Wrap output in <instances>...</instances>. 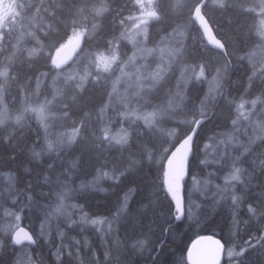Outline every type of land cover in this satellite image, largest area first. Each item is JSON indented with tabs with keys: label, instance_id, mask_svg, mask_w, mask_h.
I'll list each match as a JSON object with an SVG mask.
<instances>
[{
	"label": "trees",
	"instance_id": "trees-1",
	"mask_svg": "<svg viewBox=\"0 0 264 264\" xmlns=\"http://www.w3.org/2000/svg\"><path fill=\"white\" fill-rule=\"evenodd\" d=\"M62 1L40 0V5H38V17H44V21L38 23L36 27L39 29L36 30V33L39 36H42L43 44L38 48L39 52L35 57L28 56L26 53L27 47L35 42L31 41L28 37H25L22 40H17L19 49L14 52V43L16 41L15 35L19 30V26L16 22L11 24V22L8 21V27L3 29L4 34L0 41V58H3L9 53L13 54V58L7 64L6 73L0 75V100L1 98L4 99L5 102H7V105H10L9 107L12 111L21 107L23 88L27 86V83H30L33 78L45 68L47 70L53 68L49 62L51 53H53L60 44L65 42L74 27L88 29L97 21V10H100L99 5L102 2L103 7L102 14L99 17L100 25L98 31L95 32L92 37L84 38V47L106 48L112 43L113 46H118L120 50L128 49L125 36L126 32H128L127 29L131 24L129 21V13H133L134 11L132 0H95L96 2L94 0ZM160 1L163 2L165 0ZM38 2L39 0H23V6H25L26 3L35 6ZM236 5L239 4H232L230 7L224 9L225 11L218 14L219 21H222L223 23L225 22L223 28L219 26L218 22L216 23V25L219 26V29H217L219 31L216 32L219 37H222L226 45V56H229L232 50L228 51V48L238 49V47L242 46L241 44L246 43V41H243L245 40V32L250 30V25L247 24L245 17L243 16L247 14L250 17L251 12L243 9L240 5L242 12L238 11L240 8L235 7ZM161 8L159 9L161 16L160 25L155 24L156 21L152 23V34L159 26L162 31H166L169 26H172L174 16L165 9V6H162ZM18 17L19 21L32 18L31 12L25 13L23 11H21ZM228 21L229 23H227ZM41 27L42 29H46V31L44 32V30H41ZM194 30L196 39L192 36L188 37V43H186L183 51L184 60L179 61L180 64L186 60L187 62H199L203 49H207L208 52H213L214 56L218 55L223 58V55L217 50L212 49L210 46L202 45L199 28L196 25L194 26ZM118 33L119 35H117ZM104 35L107 37H103ZM113 36L119 38L116 37L115 39ZM192 42L194 45H192ZM200 50L201 53L199 52ZM191 51H195L198 54L194 59L189 57ZM1 62L2 60L0 61V64ZM174 68L175 64L173 65V71ZM231 68L232 71L229 73L230 76L231 72L235 71V67L231 66ZM238 68L240 69V67ZM243 73L244 71L241 70L238 77L233 79V81L236 80L238 85L245 87L248 85L249 81L244 78ZM93 76L94 75L90 77V80L81 90H76L77 92L75 91L73 97L67 99L66 110L68 113L63 119V126L67 125L68 127H75L77 125L80 134L73 143L62 148L59 152L44 154L41 157H38L37 154H35L36 149L40 148L39 145L40 142H42V133L39 124L32 119H26L22 124L16 125L14 127L15 129L11 131L7 129L10 128V126H0V170L9 172L14 179V185L8 193L0 192V209L4 206L17 208V204L26 200L30 201L23 206L22 213L24 219L22 220V224L28 226L34 230L33 232L37 233L35 229L44 219L47 206L53 204L57 197V193L65 189L67 199L79 205L84 212H87L88 216L94 217L100 215L113 218V227L110 229L112 231L108 233L109 237L107 236L110 241L108 258L109 256L111 257V255L120 256L121 254L123 257L136 256L132 259L130 264H187L185 251L188 242H191L200 234L211 233L221 237L225 244L227 236L234 235L235 245L242 249L243 254L235 258V260H230L229 264H264V231L262 230L264 229V168H262V165H247L249 167H246L244 172L240 174L241 181L238 182L236 190L237 193L240 192L241 194L239 193V199L235 202L224 200L211 206L201 205L203 210L198 215L197 221L190 222L185 216L183 220L177 223L174 222L173 212L175 209L171 201L168 199L163 182L165 161L161 158V147L165 144L163 141L166 140V136L156 132L152 128H147L144 125H140L139 127L133 125L134 128L131 130V135L125 143L117 144L116 142L107 140L102 132L104 127L103 124H105V122L101 121L99 115V108L107 98V89L104 83H96L93 80ZM173 79L174 73L169 74L165 78V82L161 83L160 90L163 91L168 88L169 85L172 86ZM197 84L196 81L192 82L186 90V98L188 99L185 105L186 108L190 110V119L197 114L195 108L190 109V105L193 104L195 107V103L198 102L205 90L202 85L203 83H201L200 86ZM255 86L256 84L253 83L252 88H255ZM240 89L241 88H239L238 91ZM74 100L76 101L75 103ZM217 101L219 102L214 110L213 117L211 116L210 119L201 124L202 127L200 126L194 138L193 152L190 157L187 174L184 178L185 191L187 189V180L189 176H192L194 173L195 175H200L202 173L204 175L205 171H207L206 165L198 166L200 155H197V152L199 151L197 144L201 143V140L206 133H210L213 130L220 128L221 125H229L231 122L232 109L231 106L224 101L223 94L222 96H219L216 102ZM213 105L214 104H212V106ZM77 113L80 114L78 115ZM185 113V108L178 110L176 112V118H179L181 114L184 115ZM109 119H112L111 114ZM168 122L170 123V120ZM175 127L180 135H178L179 139L184 133L186 134L191 129V125H186L180 122L175 123ZM37 137L40 140H38ZM92 137L94 138L93 140ZM178 138L170 145L171 150L178 141ZM137 146L139 149H137ZM194 165H197L196 169L193 168ZM225 172V170H222L221 174L212 176L211 178L216 182H221V175ZM99 173L103 175L105 174L100 182L94 178ZM129 189H133V193L129 200H126V203L124 204L123 193ZM21 190L23 192H21ZM1 196L4 199H2ZM93 202L95 203L94 205ZM43 203H46L47 206H44ZM86 205H89L91 208ZM67 214H70V216L62 219L64 226L79 233L78 228L76 229L75 227L77 224L76 221L72 226L68 225L69 221H74V215L71 212ZM228 214L229 216H227ZM27 216H29V219ZM196 222L200 223L198 229L193 226ZM251 225L253 227H251ZM134 227H136V229ZM233 228L235 229L234 233L232 232ZM63 230L66 236H68L69 232L66 229ZM132 231L134 233H132ZM113 233H115V235ZM166 233L169 235L166 241L164 240L165 242L160 246L161 250L159 249V254L156 256L158 259H150L148 262L147 259H143V257H140L141 255L139 256V254L136 253V238H138L137 242H139L140 239H145L147 236H149V240L154 238L155 240L152 242H155L153 249H156L159 240ZM110 234L113 237H111ZM135 234L137 235L135 236ZM122 235H124L125 238ZM5 237L6 239L2 245L4 246L3 250L0 251V264H2V262L3 264H7V262L8 264H13L14 253L22 250L31 251L35 257L40 256L41 258L39 257V260L42 258L48 259V262L46 260H41L40 262L42 264H89L90 257H88V255H83L78 259L74 257L75 248L73 247H69L68 251L70 253H63V258L60 261H57L53 258V241L52 243L51 241H48V244L47 241L45 242L39 239L38 244L34 247L30 248V246L27 245L17 247L12 244L8 236ZM95 238L97 245L100 247L99 237L96 236ZM125 239H128L130 242ZM66 240H68V238ZM120 240L121 242H119ZM122 240L125 242L123 243ZM127 243L128 245L130 244V246H128ZM45 244H48V248ZM125 247L128 248L126 249ZM45 249L48 251L47 253ZM127 250H129V252H127ZM59 254H62L61 250ZM46 255H49L51 258ZM101 256L103 257V255H99L100 259H102ZM105 262H107L105 264H118L116 262H108L107 259ZM224 264H227L226 260Z\"/></svg>",
	"mask_w": 264,
	"mask_h": 264
},
{
	"label": "rangeland",
	"instance_id": "rangeland-1",
	"mask_svg": "<svg viewBox=\"0 0 264 264\" xmlns=\"http://www.w3.org/2000/svg\"><path fill=\"white\" fill-rule=\"evenodd\" d=\"M132 1L134 11L133 13H129V21L131 24L127 29L128 32H126L125 36L128 49L120 50L118 46H113L111 43L110 46L106 48H92L93 52L91 48L83 46L84 48L81 49L70 65L64 68L56 67L54 55L61 45L74 38L84 39L86 37H92V34L98 31L100 25L99 17L102 14L103 7L102 2L99 5L100 10H97V21L88 29L74 27L65 42L60 44L54 52L51 53L49 62L53 68L50 70L45 68L35 78H33L30 83H27L25 88H23L24 100H22L21 109L19 108L14 111L10 110V105H7V102L1 98L0 126H10V128L7 129L11 131L15 129L14 127L16 125L22 124L26 119L33 118L32 120L39 124L42 133V145H39L40 148L36 149L35 154H37L38 157H41L44 154L59 152L62 148H65L73 143L79 135L77 125L75 127L63 126V119L68 113L66 110L67 99H70L75 94L76 90H81L90 80V77L94 75L93 80L98 84L104 83L107 89V98L99 108L100 119L102 118L101 121L106 124L102 130L105 137L107 136L106 139L116 142L117 144H122L128 140L129 134L131 135V130L134 126L139 127L140 125H144L147 128H152L156 132L166 136V140L163 141L165 144L161 147V158H163L166 162L171 150L168 144L171 145L175 142L179 135L178 131H176L177 128H174V124L180 122L192 126L194 120L198 116L204 115V113L207 114L213 108L214 105L212 106V104H215L214 102H216L219 98V93L222 92L224 101H226L232 109L231 122L226 126L221 125L220 128L213 130V133H206L204 138H202L201 143L197 144L199 147L197 155H200L198 166L206 165L207 171H205L204 175L203 173L200 175H194V173L192 176H189L187 180V189L184 191L186 208L185 216L190 222L197 221L198 215L203 210L201 205L211 206V204L215 205V203L224 200L235 202L239 199V194L236 192L235 184H238V181H241L240 174L244 171L247 165L254 166L255 164H260L264 167V0H206L203 11L209 22H212L213 24L214 22L215 24L217 23L216 19L214 20L216 11L222 12L232 4H239L243 9L251 12V16L249 18L246 16L244 17L245 20L252 23V32L249 30L245 32V46L238 47V49L228 48V51L232 49L229 56L227 55L223 58L218 55L214 56L213 52H208L207 49H203L199 62H187L186 60L181 64L179 61L184 60L183 51L186 43H188V37L192 36L196 39V34H194V26L196 23L193 19V7L196 5L198 0H165L163 1L164 4L160 0ZM248 4L250 6H247ZM23 5V0H0V41L4 34L3 29L8 27L7 22L10 21L11 24L16 22L19 26V30L15 35L16 41L14 43V52L19 49L17 40H22L23 38L28 37L31 41L35 42L27 47L26 53L28 56L35 57L39 52L38 48H40L43 44L42 36H39L36 33V30L39 29L36 26L38 23H42L44 21V17H38V5H40V0L35 6H31L30 3H26L25 6ZM161 5H164L165 9L174 16V20L172 22V26H169L166 31H162L159 26L152 34V23L156 21L155 24L160 25L161 22V16L159 13ZM239 5H236L235 7H239L241 10ZM21 11L25 13L31 12L32 18L19 21L18 16ZM41 30H44V32L46 31V29H42V27ZM192 45H194L193 42ZM199 52L201 53V50ZM190 53L189 57L192 59L198 55L195 51H191ZM12 58V53L0 58V61L2 60L0 64V75H4L6 73L7 64L12 60ZM174 64L175 68L173 71ZM231 66L235 67V71L231 72L230 76L229 73L232 70ZM211 67L213 68L211 69ZM236 67H240V69H236ZM239 70L244 71L243 74L246 80L255 81V89L252 88L253 82H248V85L243 87L242 85H238L236 80L233 81V79L238 77L240 74ZM171 73H174L172 86L169 85V87L165 90H160L161 83L165 82V78ZM251 78H253V80ZM193 81H196L199 85L203 83L205 90L198 102L195 103V107L193 104L190 105V109L195 108L197 113L195 117L190 119V110L186 108L185 101L187 102L186 90ZM258 84L259 86H257ZM218 85L220 87H218ZM29 87L32 89L30 90ZM44 87L46 91H44ZM239 88L241 89L238 91ZM43 94L45 97L42 96ZM184 108L186 113L184 115L181 114L179 118H176V112ZM110 114L112 115L111 120L109 119ZM169 120L172 124L168 122ZM242 163H244V166ZM195 167H197V165L193 166V168ZM222 170H225L226 172L221 175V182H216L214 179L210 178L221 174ZM101 173L94 177L98 182H100L103 176H105V174L103 175ZM207 175H210L209 178ZM11 177L12 175L9 172L0 170V192L8 193L10 191L11 187L14 185V179L13 177L11 179ZM132 193L133 189H129L123 193L124 204L126 203V200H129ZM195 199H198L197 202ZM29 202L30 201L26 200L24 201L25 204L22 202L17 204L16 207H21L22 205L25 206ZM43 205L47 206L46 203H43ZM75 205L77 204L67 199L65 189L58 192L55 202L47 206L44 219L39 225L41 228L39 226L36 228L38 233H36V235L38 239L47 242L54 240L53 242L55 245L53 246V258L57 260L58 256L62 259L64 255L63 252H69L68 250L70 246L76 248L74 250V257L76 259L82 257L83 254L88 255V257H90L89 264H105L107 263L105 262L106 259L110 262H116L118 264H122L124 262V264H130L132 259L135 258L134 256H124V258L119 255H111V257L109 256L108 258V250L106 249L109 247V241L107 236L112 227L113 218L104 216H100L101 218L98 216L90 217L83 210H81L82 208H80L79 205ZM23 206L22 208H6V206H4V210H0V222L2 221L0 223V245L4 244V240L6 239L5 236L7 235L11 241V234L13 231L22 225L24 215L21 211L24 208ZM12 210H15V213H13ZM69 211L74 215L75 219L74 221H69L68 225L72 226L76 221L77 224L75 227L76 229L78 228L79 233L74 232L72 229H68L64 226L63 221H61L62 219L67 218V216H70V214H67L70 213ZM173 214H175V212H173ZM92 221L98 222L92 223ZM199 225V222L193 224L196 229H198ZM62 229H66L69 232V235L65 237L64 230ZM234 230L235 229L233 228V233ZM92 233L96 236L98 234L100 235H98L100 242H102L100 243V247L97 245L96 239L94 238L95 236H93ZM148 237L149 236L145 239H140L139 242L135 241V243H137L136 253L140 254V257L147 260L149 255L152 254L151 252L155 243H152L155 240L154 238L149 240ZM67 238L68 240H66ZM234 238V235L227 236L225 251L227 264L230 263V259L232 260L235 256H240L242 252L241 248L236 247ZM58 240L60 241L57 242ZM142 244L144 245L142 246ZM87 245L91 249H88ZM100 248L103 249V251H101ZM60 250L62 251V254L58 253ZM127 252H129V250H127ZM100 254L104 257V259H102L103 261L98 259ZM17 255H19L21 264H42L40 262L41 260H48H39V257H35L31 251L27 250L16 251L14 253V258H16Z\"/></svg>",
	"mask_w": 264,
	"mask_h": 264
},
{
	"label": "water",
	"instance_id": "water-1",
	"mask_svg": "<svg viewBox=\"0 0 264 264\" xmlns=\"http://www.w3.org/2000/svg\"><path fill=\"white\" fill-rule=\"evenodd\" d=\"M205 3L206 0H200L195 5L194 19L205 41L211 47L226 52L222 40L215 35V32L203 13L202 8ZM83 44V38H74L61 45L54 55L56 66L62 68L68 65L83 47ZM218 102H216L214 108L207 114L196 118L190 131L175 144L165 163L164 186L167 196L176 210L174 222L180 221L185 213L183 178L188 170L193 140L201 124L213 115ZM11 239L16 245L36 243L32 230L25 225L17 227L11 235ZM224 253L225 244L221 237L214 234H202L192 240L188 245L186 249V260L188 264H223L225 260Z\"/></svg>",
	"mask_w": 264,
	"mask_h": 264
},
{
	"label": "bare ground",
	"instance_id": "bare-ground-1",
	"mask_svg": "<svg viewBox=\"0 0 264 264\" xmlns=\"http://www.w3.org/2000/svg\"><path fill=\"white\" fill-rule=\"evenodd\" d=\"M62 1V0H61ZM95 1V0H94ZM174 1V0H173ZM222 1V0H221ZM228 1V0H227ZM244 1V0H243ZM60 2V1H59ZM63 2V1H62ZM96 2V1H95ZM168 2V1H167ZM253 2V1H252ZM97 3H99V2H97ZM101 3V2H100ZM163 3V2H162ZM223 3V2H222ZM57 4H58V2H57ZM164 4V3H163ZM187 4V3H186ZM227 4V3H226ZM251 4V3H250ZM91 5V4H90ZM105 5V4H104ZM166 5V4H165ZM244 5V4H243ZM164 6V5H163ZM178 6V5H177ZM224 6V5H223ZM222 6V7H223ZM247 6H250L249 4L247 5ZM252 6H253V4H252ZM161 7H162V5H161ZM167 7V6H166ZM176 7V6H175ZM182 7V6H181ZM187 7V6H186ZM190 7V6H189ZM188 7V8H189ZM210 7V6H209ZM226 7V6H225ZM168 8H169V6H168ZM183 8V7H182ZM205 8H206V6H205ZM220 8V7H219ZM234 8V7H233ZM254 8V7H253ZM162 9V8H161ZM164 9V8H163ZM179 9V8H178ZM190 9V8H189ZM207 9V8H206ZM223 9V8H222ZM236 9V8H235ZM238 9V8H237ZM257 9V8H256ZM185 10V9H184ZM211 10V9H210ZM221 10V9H220ZM234 10V9H233ZM182 11V10H181ZM214 11V10H213ZM231 11V10H230ZM241 11V10H240ZM124 12V11H123ZM184 12V11H183ZM220 12L221 11H216L215 12V15H214V20L216 19L217 20V22H218V24H219V26L220 27H222L223 28V26H225L224 25V23L222 22V21H219V17H218V14H220ZM223 12V11H222ZM242 12V11H241ZM245 12V11H244ZM228 13V12H227ZM231 13V12H230ZM235 13H236V11H235ZM247 13V12H246ZM181 14V13H180ZM243 14V13H242ZM231 15V14H230ZM240 16H242V15H240ZM245 16L248 18L249 16L247 15V14H245ZM182 17V16H181ZM180 17V18H181ZM237 17V16H236ZM235 17V18H236ZM244 17V16H243ZM60 18V17H59ZM178 18V17H177ZM186 18V17H185ZM188 18V17H187ZM191 18V17H190ZM227 18V17H226ZM238 18V17H237ZM212 19V18H211ZM222 19V18H221ZM233 19V18H232ZM240 19V18H239ZM59 20H61V19H59ZM161 20V19H160ZM172 20V19H171ZM176 20V19H175ZM181 20V19H180ZM184 20V19H183ZM190 20H192V19H190ZM233 21V20H232ZM245 21V20H244ZM180 22V21H179ZM191 22V21H190ZM246 22H247V24H249L250 25V32H252V29H251V23L248 21V20H246ZM59 23V22H58ZM67 23V22H66ZM116 23V22H115ZM227 23H229V21L227 22ZM226 23V24H227ZM209 24H210V26H211V28L212 29H214V30H216V31H219V30H217V29H219V26L218 25H216L215 24V22H214V24L212 23V22H209ZM236 24V23H235ZM230 25V24H229ZM228 25V26H229ZM237 25V24H236ZM117 26V25H116ZM122 26V25H121ZM121 26H120V28H121ZM66 27H67V25H66ZM97 28H98V26H97ZM108 28V27H107ZM66 30H67V28H66ZM213 30V31H214ZM254 30V29H253ZM60 31V30H59ZM119 31V30H118ZM64 32V31H63ZM60 33V32H59ZM95 33V32H94ZM109 33V32H108ZM120 33V32H119ZM119 33L117 34V35H119ZM93 35V34H92ZM91 35V36H92ZM63 36V35H62ZM59 37V36H58ZM103 37H107L106 35H104ZM114 37V36H113ZM117 37V36H116ZM116 37H114L115 39H116ZM101 38H102V36H101ZM117 38H119V37H117ZM251 38V37H250ZM254 38V37H253ZM252 38V39H253ZM61 39V38H60ZM254 39H256V38H254ZM109 40H110V38H109ZM108 40V41H109ZM123 40V39H122ZM121 40V41H122ZM231 40V39H230ZM264 40V39H263ZM103 41V40H102ZM243 41H246V40H243ZM262 41V40H261ZM88 42V41H87ZM86 42V43H87ZM236 42H237V39H236ZM252 42H254V41H252ZM98 43H100V42H98ZM103 43V42H102ZM101 43V44H102ZM121 43V42H120ZM232 43V42H231ZM258 43V42H257ZM259 43H260V40H259ZM263 43V42H262ZM249 44V43H248ZM264 44V43H263ZM121 45V44H120ZM232 45H233V43H232ZM236 45V44H235ZM238 45V44H237ZM242 46H245V43H243V44H241ZM250 45V44H249ZM255 45V44H254ZM104 46V45H103ZM106 46V45H105ZM231 46V45H230ZM239 46V45H238ZM181 47V46H180ZM229 47V46H228ZM235 47V46H234ZM247 47V46H246ZM263 47V46H262ZM97 48V47H96ZM189 48V47H188ZM248 48V47H247ZM260 48V47H259ZM92 49V48H91ZM94 49V48H93ZM93 49H92V51H93ZM261 49V48H260ZM259 49V50H260ZM98 50V49H97ZM189 50V49H188ZM241 50V49H240ZM248 50V49H247ZM232 51V50H231ZM235 51V50H234ZM243 51V50H242ZM89 52V51H88ZM94 52V51H93ZM92 53V52H91ZM208 53V52H207ZM255 53V52H254ZM261 53V52H260ZM191 54V53H190ZM244 54V53H243ZM259 54V53H258ZM205 55V54H204ZM221 55H223V54H221ZM206 56V55H205ZM224 56V55H223ZM176 57V56H175ZM182 57V56H181ZM264 57V56H263ZM252 58V57H251ZM200 59H201V57H200ZM208 59V58H207ZM243 59V58H242ZM217 61V60H216ZM229 61H231V60H229ZM237 61V60H236ZM242 61V60H241ZM211 62H213V61H211ZM232 62V61H231ZM230 62V63H231ZM240 62V61H239ZM261 62V61H260ZM220 64H222V63H220ZM213 65V64H212ZM215 65V64H214ZM221 66V65H220ZM226 66V65H225ZM253 67V66H252ZM213 67H211V69H212ZM238 67H236V69H237ZM206 69V68H205ZM217 69V68H216ZM239 69V68H238ZM232 71V70H231ZM240 71V70H239ZM243 71V70H242ZM224 72V71H223ZM226 72V71H225ZM264 72V71H263ZM206 73V72H205ZM240 73V72H239ZM228 74V73H227ZM259 75V74H258ZM235 76V75H234ZM233 76V77H234ZM245 76H246V73H245ZM261 76H262V74H261ZM228 77V76H227ZM191 78V77H190ZM201 78V77H200ZM220 78V77H219ZM223 78H224V76H223ZM235 78V77H234ZM252 80H253V78H251ZM250 79V80H251ZM202 80V79H201ZM216 80V79H215ZM231 80V79H230ZM191 81H192V79H191ZM221 81V80H220ZM194 82V81H193ZM249 82H251V81H249ZM256 82H258V81H256ZM147 83V82H146ZM224 83H225V81H224ZM254 83V82H253ZM259 83V82H258ZM35 84V83H34ZM222 84V83H221ZM220 84V85H221ZM249 84H251V83H249ZM193 85V84H192ZM199 85V84H198ZM203 85V84H202ZM224 85V84H223ZM36 86V85H35ZM197 86V85H196ZM200 86V85H199ZM211 86V85H210ZM257 86H259V84L257 85ZM31 87V86H30ZM30 87H29V89H30ZM37 87H39V86H37ZM179 87V86H178ZM218 87H220L219 85H218ZM25 88V87H24ZM32 89V88H31ZM30 89V90H31ZM44 89H45V87H44ZM43 89V90H44ZM198 89V88H197ZM213 89V88H212ZM255 89V88H254ZM35 91H37L36 89H34ZM192 90V89H191ZM200 90V89H199ZM258 90V89H257ZM44 91H46V89L44 90ZM179 91H180V89H179ZM27 92H28V89H27ZM33 92V91H32ZM66 92H68V91H66ZM77 92V91H76ZM209 92V91H208ZM34 93V92H33ZM44 93V92H43ZM49 93V92H48ZM177 93V92H176ZM190 93V92H189ZM189 93H188V95H189ZM217 93V92H216ZM28 94V93H27ZM40 94H42V93H40ZM46 94V93H45ZM70 94V93H69ZM77 94V93H76ZM186 94V93H185ZM194 94V93H193ZM197 94V93H196ZM216 95V94H215ZM43 97H45L44 96V94L42 95ZM212 96V95H211ZM34 97V96H33ZM50 97V96H49ZM66 97V96H65ZM73 97V96H72ZM75 97V96H74ZM77 97V96H76ZM191 97V96H190ZM203 97H204V95H203ZM26 98V97H25ZM39 98V97H38ZM63 98V97H62ZM177 98V97H176ZM33 99V98H32ZM46 99V98H45ZM58 99V98H57ZM182 99V98H181ZM188 99V98H187ZM192 99V98H191ZM22 100H24V99H22ZM185 100H186V98H185ZM207 100V99H206ZM215 100V99H214ZM4 101V100H3ZM21 101V100H20ZM190 101V100H189ZM55 102H56V100H55ZM76 101L74 100V103H75ZM171 102V101H170ZM3 103V102H2ZM58 103H60V102H58ZM73 103V102H72ZM72 103H70V104H72ZM185 103H187V102H185ZM208 103V102H207ZM55 104V103H54ZM61 104V103H60ZM210 104V103H209ZM212 104V103H211ZM1 105H3V104H1ZM6 105V104H5ZM63 105V104H62ZM73 105V104H72ZM80 105V104H79ZM163 105H164V103H163ZM170 105V104H169ZM69 106V105H68ZM74 106V105H73ZM173 106V105H172ZM258 106H260V105H258ZM2 107V106H1ZM77 107V106H76ZM161 107V106H160ZM163 107V106H162ZM192 107V106H191ZM214 107V106H213ZM78 108V107H77ZM5 109V108H4ZM21 109V108H20ZM205 109V108H204ZM7 110V109H6ZM11 110V109H10ZM73 110V109H72ZM75 110V109H74ZM59 111V110H58ZM61 111V110H60ZM79 111V110H78ZM168 111V110H167ZM11 112V111H10ZM57 112V111H56ZM75 112H77V111H75ZM169 112V111H168ZM0 113H1V111H0ZM4 113V112H3ZM2 113V114H3ZM6 113V112H5ZM14 113V112H13ZM12 113V114H13ZM60 113V112H59ZM94 113H95V111H94ZM164 113H166V112H164ZM7 114V113H6ZM70 114H71V112H70ZM78 114V113H77ZM80 114V113H79ZM78 114V115H79ZM101 114V113H100ZM205 114V113H204ZM168 115V114H167ZM214 115V114H213ZM260 115V114H259ZM2 116V115H1ZM8 116V115H7ZM15 116H16V114H15ZM261 116V115H260ZM3 117V116H2ZM94 117H95V114H94ZM110 117V116H109ZM213 117V116H212ZM9 118V117H8ZM17 118V117H16ZM15 118V119H16ZM28 118V117H27ZM72 118H74V117H72ZM107 118V117H106ZM256 118V117H255ZM2 119V118H1ZM6 119V118H5ZM4 119V120H5ZM26 119V118H25ZM29 119V118H28ZM33 119V118H32ZM102 119V118H101ZM257 119V118H256ZM3 120V121H4ZM11 121H12V119H11ZM20 121V120H19ZM23 121V120H22ZM74 121V120H73ZM78 121V120H77ZM172 121V120H171ZM262 121V120H261ZM80 122V121H79ZM107 122V121H106ZM225 122V121H224ZM78 123V122H77ZM171 123V122H170ZM175 123V122H174ZM173 123V124H174ZM172 124V123H171ZM203 124V123H202ZM206 124V123H205ZM75 125V124H74ZM92 125V124H91ZM98 125V124H97ZM104 126H106V124H103ZM111 125V124H110ZM168 125V124H167ZM175 125V124H174ZM221 125V124H220ZM67 126V125H66ZM65 126V127H66ZM80 126V125H79ZM177 126V125H176ZM181 126V125H180ZM208 126V125H207ZM91 127V126H90ZM103 127V126H102ZM163 127V126H162ZM178 127V126H177ZM183 127V126H182ZM202 127V126H201ZM209 127V126H208ZM80 128V127H79ZM126 128V127H125ZM174 128H175V126H174ZM179 128V127H178ZM225 128V127H224ZM114 129V128H113ZM116 129V128H115ZM180 129V128H179ZM187 129V128H186ZM227 129H228V127H227ZM163 130V129H162ZM111 131V130H110ZM176 131H178L177 129H176ZM181 131V130H180ZM182 132V131H181ZM187 132V131H186ZM233 132V131H232ZM239 132V131H238ZM92 133H94V132H92ZM112 133V132H111ZM130 133V132H129ZM148 133V132H147ZM151 133V132H150ZM213 133V132H212ZM80 134V133H79ZM179 134V133H178ZM185 134V133H184ZM38 135H39V133H38ZM177 135V134H176ZM233 135V134H232ZM126 136H127V134H126ZM129 136H130V134H129ZM180 136V135H179ZM83 137H85V136H83ZM101 137V136H100ZM107 137V136H106ZM110 137V136H109ZM133 137H135V136H133ZM38 138V137H37ZM129 138V137H128ZM131 138V137H130ZM155 138V137H154ZM239 138V137H238ZM94 138L92 137V140H93ZM118 139V138H117ZM133 139V138H132ZM172 139V138H171ZM241 139H242V137H241ZM38 140H40L39 138H38ZM219 140H221V139H219ZM222 140H223V138H222ZM75 141V140H74ZM81 141H83V140H81ZM154 141H156V140H154ZM168 142V141H167ZM35 143H37V142H35ZM111 143V142H110ZM108 144V143H107ZM143 144V143H142ZM154 144V143H153ZM40 145H42L41 144V142H40ZM105 145V144H104ZM145 145V144H144ZM152 145V144H151ZM107 146V145H106ZM155 146H156V144H155ZM168 146H170L169 144H168ZM37 147V146H36ZM171 147V146H170ZM253 147V146H252ZM256 147V146H255ZM133 148V147H132ZM135 148V147H134ZM169 148V147H168ZM257 148V147H256ZM137 149H139L138 148V146H137ZM147 149H149V148H147ZM255 149V148H254ZM244 150V149H243ZM140 151V150H139ZM130 152V151H129ZM241 152V151H240ZM150 153V152H149ZM252 153V152H251ZM135 154H137V153H135ZM209 154V153H208ZM236 154H237V152H236ZM235 154V155H236ZM257 154V153H256ZM122 155V154H121ZM141 157V156H140ZM208 158H210L209 156H207ZM117 158V157H116ZM216 158V157H215ZM115 159V158H114ZM149 159V158H148ZM213 159H214V157H213ZM230 159V158H229ZM240 159V158H239ZM244 159V158H243ZM246 159V158H245ZM235 160H236V158H235ZM121 161V160H120ZM125 161V160H124ZM257 161H258V159H257ZM118 162V161H117ZM140 162V161H139ZM233 162V161H232ZM250 162V161H249ZM119 164V163H118ZM121 164V163H120ZM208 164V163H207ZM234 164V163H233ZM244 163H242V165H243ZM262 164V163H261ZM117 165V164H116ZM238 165H239V163H238ZM247 165V164H246ZM264 165V164H263ZM215 166V165H214ZM244 166V165H243ZM112 167H113V165H112ZM249 166H247V168H248ZM196 168V167H195ZM241 168H243V167H241ZM261 168V167H260ZM262 168H264V167H262ZM250 169V168H249ZM253 169V168H252ZM259 169V168H258ZM124 170V169H123ZM202 170V169H201ZM117 171V170H116ZM125 171H126V169H125ZM197 171V170H196ZM215 171V170H214ZM119 172V171H118ZM149 172V171H148ZM199 172H200V170H199ZM198 172V173H199ZM216 172V171H215ZM244 172V171H243ZM258 172V171H257ZM201 173V172H200ZM218 173V172H217ZM246 173V172H245ZM260 173H261V171H260ZM8 174V173H7ZM29 174V173H28ZM33 174H34V172H33ZM126 174V173H125ZM129 174V173H128ZM6 175V174H5ZM30 175V174H29ZM195 175V174H194ZM7 176V175H6ZM30 176H32V175H30ZM208 176V178H209V176L210 175H207ZM206 176V177H207ZM5 177V176H4ZM28 178V177H27ZM126 178V177H125ZM198 178V177H197ZM211 178V177H210ZM11 179H12V177H11ZM130 179V178H129ZM8 180V179H7ZM17 180V179H16ZM200 180V179H199ZM207 180V179H206ZM217 180V179H216ZM128 181V180H127ZM208 181V180H207ZM239 182V181H238ZM8 183V182H7ZM13 183V182H12ZM245 183V182H244ZM250 183V182H249ZM9 185H11V184H9ZM8 185V186H9ZM13 185V184H12ZM16 185V184H15ZM236 185L237 184H235V187H236ZM25 186V185H24ZM100 186V185H99ZM10 187V186H9ZM250 187V186H249ZM98 188V187H97ZM101 188V187H100ZM234 188V187H233ZM239 188H241V187H239ZM12 189H14V188H12ZM247 189H248V187H247ZM15 190H16V188H15ZM97 190V189H96ZM100 190V189H99ZM240 191V190H239ZM250 191V190H249ZM21 192H23L22 190H21ZM20 192V193H21ZM97 192V191H96ZM100 192V191H99ZM234 192V191H233ZM236 192H237V190H236ZM235 192V193H236ZM240 193V192H239ZM239 193H237V194H239ZM241 194V193H240ZM245 194V193H244ZM261 194V193H260ZM98 195V194H97ZM243 195V194H242ZM247 195V194H246ZM259 195V194H258ZM263 195V194H262ZM261 195V196H262ZM3 196V195H2ZM2 196H1V198H2ZM96 196V195H95ZM194 196V195H193ZM193 196H191L192 198H194ZM236 196V195H235ZM240 196V195H239ZM257 197V196H256ZM220 198V197H219ZM242 198V197H241ZM245 198V197H244ZM2 199H4V198H2ZM207 199V198H206ZM196 200V202H197V200L198 199H195ZM200 200H202V199H200ZM247 200V199H246ZM91 201V200H90ZM245 201V200H244ZM2 202V201H1ZM156 202V201H155ZM247 202V201H246ZM101 203V202H100ZM158 203V202H157ZM162 203V202H161ZM201 203H203V202H201ZM205 203V202H204ZM1 204V203H0ZM2 204H4V203H2ZM23 204H25L24 202H23ZM95 203L93 202V205H94ZM155 205H156V203H155ZM193 205V204H192ZM212 205V204H211ZM23 206V205H22ZM22 206L20 207V208H22ZM75 206H78V205H75ZM86 206H89V205H86ZM157 206V205H156ZM188 206V205H187ZM220 206V205H219ZM8 207V206H7ZM6 207V208H7ZM11 207V206H10ZM90 207V206H89ZM93 207V206H92ZM5 208V209H6ZM9 208V207H8ZM18 208V207H17ZM81 208V207H80ZM91 208V207H90ZM94 208V207H93ZM218 208V207H217ZM3 209V208H2ZM28 209V208H27ZM190 209V208H189ZM192 209V208H191ZM221 209V208H220ZM223 209V208H222ZM227 209V208H226ZM1 210V209H0ZM4 210V209H3ZM21 210V209H20ZM82 210V209H81ZM13 211V210H12ZM92 211H93V209H92ZM98 211V210H97ZM102 211H103V209H102ZM219 211V210H218ZM223 211V210H222ZM234 211V210H233ZM239 211V210H238ZM20 212V211H19ZM22 212V211H21ZM95 212H96V210H95ZM94 212V213H95ZM101 212V211H100ZM235 212V211H234ZM233 212V213H234ZM13 213H15V210L13 211ZM31 213V212H30ZM86 214H87V212H85ZM84 213V214H85ZM223 213V212H222ZM226 214H227V212H226ZM97 215V214H96ZM119 215V214H118ZM247 215V214H246ZM106 216V215H105ZM227 216H229V214L227 215ZM236 216V215H235ZM4 217V216H3ZM8 217V216H7ZM28 217V216H27ZM31 217V216H30ZM56 217V216H55ZM98 217H100V215H98ZM118 217V216H117ZM116 217V218H117ZM101 218V217H100ZM229 218V217H228ZM236 218V217H235ZM245 218H246V216H245ZM28 219H29V217H28ZM104 219V218H103ZM121 219V218H120ZM1 220V219H0ZM62 221V220H61ZM108 221V220H107ZM119 221V220H118ZM251 221H253V220H251ZM256 221V220H255ZM2 222V221H1ZM0 222V223H1ZM5 222V221H4ZM98 222V221H97ZM96 222V223H97ZM121 222V221H120ZM30 223V222H29ZM56 223V222H55ZM55 223H53V224H55ZM246 223V222H245ZM255 223V222H254ZM259 223V222H258ZM5 224V223H4ZM31 224V223H30ZM82 224V223H81ZM115 224V223H114ZM247 224H248V222H247ZM250 224V223H249ZM252 224V223H251ZM262 224V223H261ZM261 224H260V226H261ZM40 225V224H39ZM57 225V224H56ZM100 225H101V223H100ZM128 225V224H127ZM256 225V224H255ZM50 226V225H49ZM97 226V225H96ZM99 226V225H98ZM102 226V225H101ZM124 226V225H123ZM126 226V225H125ZM250 226V225H249ZM257 226V225H256ZM259 226V225H258ZM3 227V226H2ZM40 227V226H39ZM45 227V226H44ZM47 227V226H46ZM93 227V226H92ZM103 227V226H102ZM113 227V226H112ZM117 227V226H116ZM127 227V226H126ZM251 227H253L252 225H251ZM262 227V226H261ZM41 228V227H40ZM49 228V227H48ZM53 228V227H52ZM58 228H60V227H58ZM57 228V229H58ZM88 228H89V226H88ZM96 228V227H95ZM115 228V227H114ZM135 229H136V227H134ZM138 228V227H137ZM45 229V228H44ZM67 229V228H66ZM101 229V228H100ZM104 229V228H103ZM110 229V228H109ZM108 229V230H109ZM132 229V228H131ZM258 229H259V227H258ZM36 230V229H35ZM43 230V229H42ZM63 230V229H62ZM81 230H84V229H81ZM105 230V229H104ZM137 230H139V229H137ZM263 231H264V229H262ZM34 231V230H33ZM47 231V230H46ZM53 231V230H52ZM100 231V230H99ZM110 231H112V230H110ZM128 231V230H127ZM136 231V230H135ZM260 231V230H259ZM41 232V231H40ZM43 232H45V231H43ZM48 232V231H47ZM51 232V231H50ZM56 232V231H55ZM85 232V231H84ZM138 232V231H137ZM49 233V232H48ZM95 233V232H94ZM125 233H126V231H125ZM132 233H134L133 231H132ZM136 233V232H135ZM38 234V233H37ZM46 234V233H45ZM65 234V233H64ZM69 234V233H68ZM80 234H82V233H80ZM93 234V233H92ZM91 234V235H92ZM102 234V233H101ZM114 235H115V233H113ZM129 234H130V232H129ZM263 234V233H262ZM6 235V234H5ZM43 235V234H42ZM55 235V234H54ZM61 235V234H60ZM63 235V234H62ZM77 235V234H76ZM87 235H88V233H87ZM99 235V234H98ZM97 235V236H98ZM125 235V234H124ZM124 235H122V236H124ZM127 235V234H126ZM137 234H135V236H136ZM168 233H166V234H164V236L159 240V243L157 244V247H156V249H152V254L151 255H149V258H148V262L150 261V259L151 260H154L155 258L156 259H158V257H156V256H158V254H159V249H160V246L163 244V242H165L166 241V239H167V237H168ZM8 236V235H7ZM71 236H72V234H71ZM70 236V237H71ZM83 236H84V234H83ZM86 236V235H85ZM94 236V235H93ZM100 236V235H99ZM103 236V235H102ZM110 236H111V234H110ZM128 236V235H127ZM130 236V235H129ZM193 236V235H192ZM50 237V236H49ZM54 237V236H53ZM58 237V236H57ZM60 237V236H59ZM65 237H66V234H65ZM95 237H96V235H95ZM94 237V238H95ZM109 237V236H108ZM111 237H113V236H111ZM171 237V236H170ZM64 238V237H63ZM124 238H125V236H124ZM133 238V237H132ZM136 238V237H135ZM134 238V239H135ZM176 238V237H175ZM192 238V237H191ZM50 239V238H49ZM60 239V238H59ZM96 239V238H95ZM98 239V238H97ZM114 239V238H113ZM129 239V238H128ZM128 239H125V240H128ZM131 239V238H130ZM134 239H133V241H134ZM137 240H138V238H136ZM139 239H140V237H139ZM171 239V238H170ZM43 240V239H42ZM89 240V239H88ZM94 240V239H93ZM100 240V239H99ZM102 240V239H101ZM136 240V241H137ZM165 240V241H164ZM191 240V239H190ZM54 241V240H53ZM60 240H58L57 242H59ZM80 241V240H79ZM103 242H105L104 240H102ZM108 241H109V239H108ZM111 241H112V239H111ZM123 241V240H122ZM129 241V240H128ZM142 241V240H141ZM147 241V240H146ZM149 241V240H148ZM170 241V240H169ZM46 242V241H45ZM57 242H55V243H57ZM89 242V241H88ZM87 242V243H88ZM97 242V241H96ZM100 242V241H99ZM119 242H121V240L119 241ZM119 242H118V244H119ZM125 241H123V243H124ZM130 242V241H129ZM132 242V241H131ZM190 242V241H189ZM189 242H188V244H189ZM6 243V242H5ZM48 243V242H47ZM51 243H52V241H51ZM54 243V242H53ZM80 243V242H79ZM93 243V242H92ZM100 243H102V242H100ZM109 243H110V241H109ZM113 243L115 244V242L113 241ZM112 243V244H113ZM132 243H134V242H132ZM142 243V242H141ZM144 243V242H143ZM167 243V242H166ZM170 243V242H169ZM1 244H3V243H1ZM49 244V243H48ZM48 244H45L46 246L48 245ZM61 244V243H60ZM86 244V243H85ZM89 244V243H88ZM113 244V245H114ZM122 244V243H121ZM55 245V244H54ZM79 245V244H78ZM96 245V244H95ZM107 245V244H106ZM123 245V244H122ZM127 245H128V243H127ZM137 245V244H136ZM140 245V244H139ZM144 244H142V246H143ZM82 246V245H81ZM116 246V245H115ZM124 246V245H123ZM126 246V245H125ZM128 246H130V244L128 245ZM182 246V245H181ZM4 247V246H3ZM70 247V246H69ZM76 247V246H75ZM87 247H88V245H87ZM91 247V246H90ZM103 247V246H102ZM111 247V246H110ZM120 247V246H119ZM164 247V246H163ZM47 248H48V246H47ZM52 248H53V246H52ZM60 248V247H59ZM122 248H124V247H122ZM126 248V247H125ZM128 248V247H127ZM126 248V249H127ZM130 248V247H129ZM143 248H145V247H143ZM54 249V248H53ZM76 249V248H75ZM88 249H91V248H89L88 247ZM101 249V248H100ZM116 249V248H115ZM121 249V248H120ZM134 249V248H133ZM150 249V248H149ZM165 249H166V246H165ZM46 250V249H45ZM59 250V249H58ZM68 250V249H67ZM106 250H108V249H106ZM132 250V249H131ZM130 250V251H131ZM140 250V249H139ZM143 250V249H142ZM161 250V249H160ZM163 250H164V248H163ZM84 251H85V249H84ZM87 251V250H86ZM101 251H103V249H101ZM151 251V250H150ZM41 252V251H40ZM48 251L46 250V253H47ZM60 252V251H59ZM58 252V253H59ZM72 252V251H71ZM121 252V251H120ZM122 252H124V251H122ZM133 252V251H132ZM45 253V254H46ZM56 253V252H55ZM64 253V252H63ZM70 253V252H69ZM85 253V252H84ZM103 253V252H102ZM108 253V252H107ZM125 253V252H124ZM123 253V254H124ZM147 253V252H146ZM164 253V252H163ZM43 254V253H42ZM88 254V253H87ZM104 254V253H103ZM120 254V253H119ZM128 254V253H127ZM81 255H82V253H81ZM84 255V254H83ZM46 256H49V255H46ZM66 256V255H65ZM76 256V255H75ZM106 256V255H105ZM120 256H121V254H120ZM139 256H140V254H139ZM40 257V256H39ZM45 257V256H44ZM50 257V256H49ZM58 257V256H57ZM102 257V256H101ZM107 257V256H106ZM105 257V258H106ZM128 257H130V256H128ZM136 257V256H135ZM236 258H237V256H235ZM235 257H234V260H235ZM41 258V257H40ZM51 258V257H50ZM67 258V257H66ZM125 258V257H124ZM123 258V259H124ZM147 258V257H146ZM231 258V257H230ZM232 258H233V256H232ZM43 259V258H42ZM82 259V258H81ZM99 259H100V257H99ZM102 259H104V257H102ZM101 259V260H102ZM144 259V258H143ZM32 260V259H31ZM52 260V259H51ZM61 260V259H60ZM59 260V261H60ZM87 260V259H86ZM93 260V259H92ZM127 260V259H126ZM125 260V261H126ZM146 260V259H145ZM226 260V259H225ZM231 260V259H230ZM237 260V259H236ZM38 261V260H37ZM66 261V260H65ZM74 261V260H73ZM103 261V260H102ZM120 261V260H119ZM131 261V260H130ZM139 261V260H138ZM144 261V260H143ZM238 261V260H237ZM1 262V261H0ZM27 262V261H26ZM29 262V261H28ZM31 262V261H30ZM34 262V261H33ZM46 262V261H45ZM48 262V261H47ZM46 262V263H47ZM93 262V261H92ZM96 262V261H95ZM108 262H110L109 260H108ZM121 262V261H120ZM233 262V261H232ZM52 263V262H51ZM86 263V262H85ZM91 263V262H90ZM125 263V262H124ZM124 263H122V264H124ZM127 263V262H126ZM129 263V262H128ZM153 263V262H152ZM2 264H3V262H2ZM6 264V263H5ZM7 264H8V262H7ZM30 264H33V263H30ZM34 264H36V263H34ZM50 264V263H49ZM52 264H54V263H52ZM67 264V263H66ZM74 264V263H73ZM82 264H84V263H82ZM232 264V263H231ZM249 264V263H248Z\"/></svg>",
	"mask_w": 264,
	"mask_h": 264
},
{
	"label": "flooded vegetation",
	"instance_id": "flooded-vegetation-1",
	"mask_svg": "<svg viewBox=\"0 0 264 264\" xmlns=\"http://www.w3.org/2000/svg\"><path fill=\"white\" fill-rule=\"evenodd\" d=\"M213 30H214V29H213ZM199 32H200V37H201V39H202V42H201L202 45H205V46H208V47H209L208 43L205 41L204 36H203V34L201 33L200 30H199ZM214 32H215V34L218 36L216 30H214ZM218 38L222 39V37H219V36H218ZM222 40H223V39H222ZM212 49H214V48H212ZM215 50H217V49H215ZM218 52H219V50H218ZM219 53L223 54V55H224L223 57H226V55H225L224 53H222L221 51H220ZM35 246H36V245H35ZM32 247H34V246H32Z\"/></svg>",
	"mask_w": 264,
	"mask_h": 264
},
{
	"label": "snow or ice",
	"instance_id": "snow-or-ice-1",
	"mask_svg": "<svg viewBox=\"0 0 264 264\" xmlns=\"http://www.w3.org/2000/svg\"><path fill=\"white\" fill-rule=\"evenodd\" d=\"M92 223H96V221H92ZM2 250H3V246L0 245V251H2ZM242 254H243V252L241 253V255ZM59 259H60V257H57V260H59ZM13 264H21V260L19 259V255H17V257L14 258Z\"/></svg>",
	"mask_w": 264,
	"mask_h": 264
}]
</instances>
